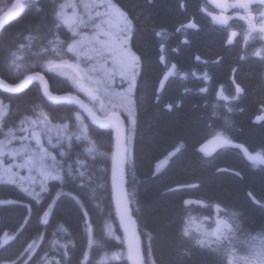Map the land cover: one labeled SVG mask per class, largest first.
Masks as SVG:
<instances>
[{"label": "snow or ice", "instance_id": "obj_1", "mask_svg": "<svg viewBox=\"0 0 264 264\" xmlns=\"http://www.w3.org/2000/svg\"><path fill=\"white\" fill-rule=\"evenodd\" d=\"M145 2L151 4L154 0ZM179 7L187 10L185 0H179ZM30 11L41 14L40 21L29 25L19 37L7 36L9 25ZM199 11L224 33L226 46H239L238 63L230 69L232 91L226 94L223 85L213 89L207 67L198 75L172 63L161 45L157 58L163 67L153 83L152 97L158 103L173 80L191 77L200 81L196 92L205 97V107L207 97H213L211 112L201 117L208 129L198 148L201 158L213 156L208 145L236 148L253 169L264 172V145L258 150L249 149L231 135V115L244 111L239 102L248 92L238 79L240 62H257L264 80V0H205ZM147 23L131 13L122 0H8V5L0 8V36L5 37L0 44V185L16 187L28 198L27 203L22 199H0V206L27 209L16 231L3 233L0 250L6 251L9 242L17 240L30 225L33 202L39 206L42 214H37V219L44 226H51L62 197L83 209L80 195L65 191L70 184L77 189L89 188L93 198L97 189H110L109 198L115 208V216L109 212L111 221H104L99 236L89 213L83 212L86 244L75 261L76 245L71 238L61 243L37 228L34 237L25 241L14 256L0 259V264H185L190 249L210 256L209 264H264V232L253 235L244 226L240 211L222 208L219 203L213 207L222 215L209 232L193 227L194 219L187 212L188 206L204 201L182 200L171 259L157 255L152 232L130 231L129 226L136 223L131 209L136 192L127 187L129 153L131 147L134 157L141 84L149 70L136 40L141 25ZM183 30L199 31L200 25L190 18L177 29ZM153 32L161 34L155 28ZM182 43L189 44L190 40L185 38ZM195 60L208 66L219 64L222 57L209 61L197 55ZM61 83L62 88L58 87ZM31 90L37 96L28 106L13 104L12 97ZM191 91L184 88L185 94ZM256 103L259 114L252 123L264 127V97ZM53 105L67 106L65 115L52 112ZM180 106L169 103L165 108L172 112ZM104 135L109 141L107 148L100 139ZM69 150L76 151L74 159ZM181 151V147L174 146L170 155ZM98 158H103L102 176L97 175L100 170L92 171ZM50 182H54L52 187ZM198 187L189 183L170 187L169 191ZM248 196L264 209V199L251 192ZM117 219L118 228L114 227ZM58 229L71 237L63 223ZM119 229H123V236L118 234ZM111 240L119 241L116 250H111Z\"/></svg>", "mask_w": 264, "mask_h": 264}, {"label": "trees", "instance_id": "obj_2", "mask_svg": "<svg viewBox=\"0 0 264 264\" xmlns=\"http://www.w3.org/2000/svg\"><path fill=\"white\" fill-rule=\"evenodd\" d=\"M185 2L186 11L180 9L179 0H154L151 4L145 0H122L131 13L148 21L147 24L141 25L136 40L137 46L145 54L149 70L141 84V111L134 141V157L131 147L129 153L127 187L136 192V199L131 204L132 217L136 221L139 233L150 231L154 234L156 253L166 259L172 258L183 199L204 201V204L194 203L188 206L187 212L190 216L211 218L213 205L219 203L222 208L240 211L244 226L253 235L264 232V209L253 203L248 196L251 192L258 199H264V172L253 169L236 148L215 149L209 159H202L198 152L200 142L208 133L201 117L206 112H211L210 102L213 99L212 96L207 97L208 106L205 107V97L196 92L200 81L191 77L187 80H173L158 103L152 97L153 83L163 67L157 58L161 45L165 47L166 55L172 63H177L183 70L194 71L198 75H202L207 67L213 77L210 82L213 89L223 85L226 94L232 91L230 69L238 63L239 46H226L224 33L215 28L210 18L199 11L205 0ZM6 4L8 0H0V8L6 7ZM190 18L196 19L200 30L177 31L180 25ZM40 19L41 14L27 12L22 19L9 25L6 35L19 37L29 25L38 23ZM239 24L237 21L236 26L239 27ZM153 28L161 34L155 35ZM4 38L0 36V44ZM185 38L190 40L189 44L182 43ZM174 48H178L179 51L173 52ZM197 55L209 61L220 57L222 60L219 64L210 63L205 66L195 60ZM56 79L64 80L61 77ZM238 79L247 87L248 92L239 102L244 111L231 115V135L237 143L258 150L264 145V127L253 124L252 121L259 114V105L256 102L264 97V80L261 79L259 64L240 62ZM63 86L62 83L58 85L60 88ZM185 87L192 91L185 94ZM36 96L35 90H31L22 96L12 97V102L24 108ZM169 103H180L181 106L169 112L165 108ZM66 109L67 106H50V110L58 116L65 115ZM220 111L224 112L223 109ZM100 139L104 148H107L109 146L107 135ZM174 146L181 147L182 151L172 156L170 153L173 152ZM97 165L103 169V158H99L93 164L92 171L96 170ZM236 172L240 175H235ZM102 174L97 173L100 176ZM52 183L54 182H50V187ZM189 183L199 184L200 187L186 188L180 192L169 191L170 187ZM65 191H73L80 195L84 204L83 209L78 208L67 197H62L51 226H44L37 219V214H42L39 206L33 202L30 225L17 240L9 242L6 251L0 250V259L14 256L25 241L36 235V229L39 228L46 232L49 239H56L61 243L71 238L76 245L73 256L75 261L86 244L83 212L89 213V220L93 223L97 236L101 234L105 218H111L109 212L115 216V209L109 198L110 189H100L95 198L92 197L89 188L77 189L74 184L68 185ZM0 199H22L25 203L28 202L23 192L8 185H0ZM26 215L27 209L23 206H0V242L4 240L3 233L15 232ZM60 223L69 230L71 237L58 229ZM118 226V220H115L114 227ZM118 234L122 235L120 229ZM109 243L111 250L119 247L115 240ZM175 251L179 254V249ZM211 259L198 250L190 249L189 254L184 257V262L209 264Z\"/></svg>", "mask_w": 264, "mask_h": 264}, {"label": "rangeland", "instance_id": "obj_3", "mask_svg": "<svg viewBox=\"0 0 264 264\" xmlns=\"http://www.w3.org/2000/svg\"><path fill=\"white\" fill-rule=\"evenodd\" d=\"M6 5H8V4H6ZM61 78H63V77H61ZM77 143H78V142H77ZM49 147H50V146H49ZM50 150L53 151L54 153L56 152L55 149H51V148H50ZM69 151L71 152V157H72V159H74L75 156H76V151H74V150H69ZM72 159H69L68 162L71 163V162H72ZM98 159H99V158H98ZM97 161H98V160H97ZM97 170H100V171H98V172H102L100 165H97V166H96V170H95V171H97ZM98 172H97V173H98ZM99 190H100V189H97V191H99ZM101 190H102V189H101ZM221 215H222V214H221V213H217L215 207H213V215H212L211 218H208V217H206V216H199V217H197V216H191V217H193V219H194L193 227H200V228L203 229V230H206V231L211 232L213 229L216 228V226H217V224H216L217 218H218V216H221ZM109 218H110V217H109ZM105 220H109V221H111V218H110V219H106V218H105ZM121 236H122V235H121ZM115 241L119 243V241H117V240H115ZM115 250H116V249H115Z\"/></svg>", "mask_w": 264, "mask_h": 264}, {"label": "water", "instance_id": "obj_4", "mask_svg": "<svg viewBox=\"0 0 264 264\" xmlns=\"http://www.w3.org/2000/svg\"><path fill=\"white\" fill-rule=\"evenodd\" d=\"M215 146L214 145H208V151H213L215 150ZM113 203V202H112ZM113 207H114V203H113ZM115 209V208H114ZM133 219V217H132ZM134 220V219H133ZM118 224H119V220H118ZM130 231H135V232H138L137 230V227H136V224H131L130 226ZM122 235H124V232H123V229H120Z\"/></svg>", "mask_w": 264, "mask_h": 264}]
</instances>
